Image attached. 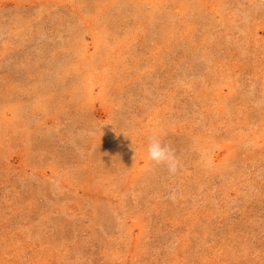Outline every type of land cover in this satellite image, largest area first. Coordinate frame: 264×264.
<instances>
[{"label":"rangeland","instance_id":"rangeland-1","mask_svg":"<svg viewBox=\"0 0 264 264\" xmlns=\"http://www.w3.org/2000/svg\"><path fill=\"white\" fill-rule=\"evenodd\" d=\"M0 264H264V0H0Z\"/></svg>","mask_w":264,"mask_h":264},{"label":"clouds","instance_id":"clouds-1","mask_svg":"<svg viewBox=\"0 0 264 264\" xmlns=\"http://www.w3.org/2000/svg\"><path fill=\"white\" fill-rule=\"evenodd\" d=\"M146 159L150 166L165 168L170 176L177 175L182 170V162L175 148L164 142L162 135L153 132L148 136ZM177 193L172 191L168 198L175 201Z\"/></svg>","mask_w":264,"mask_h":264},{"label":"bare ground","instance_id":"bare-ground-1","mask_svg":"<svg viewBox=\"0 0 264 264\" xmlns=\"http://www.w3.org/2000/svg\"><path fill=\"white\" fill-rule=\"evenodd\" d=\"M139 2V1H138ZM138 6H139V4H137ZM199 11V10H198ZM146 16V15H145ZM150 19V18H149ZM153 19V18H152ZM193 27V26H192ZM83 54V53H82ZM108 55V54H107ZM98 61H100V60H98ZM97 62V61H96ZM95 62V63H96ZM91 66V65H90ZM88 90L90 91V86H88ZM85 93H88V91H86ZM87 95V94H86ZM43 109V108H42ZM11 111V110H10ZM12 113V112H11ZM193 132V131H192ZM191 139V138H190ZM121 150V149H120Z\"/></svg>","mask_w":264,"mask_h":264}]
</instances>
